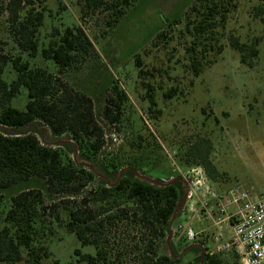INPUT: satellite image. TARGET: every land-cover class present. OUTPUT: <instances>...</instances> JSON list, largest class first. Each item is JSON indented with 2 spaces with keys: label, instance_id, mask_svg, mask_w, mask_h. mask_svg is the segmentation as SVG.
I'll return each mask as SVG.
<instances>
[{
  "label": "rangeland",
  "instance_id": "374dc122",
  "mask_svg": "<svg viewBox=\"0 0 264 264\" xmlns=\"http://www.w3.org/2000/svg\"><path fill=\"white\" fill-rule=\"evenodd\" d=\"M121 1L103 0L98 6H88L87 0L43 2L47 11L41 42H47L55 28L80 26L98 53L60 75L93 100L104 133L97 157L84 156L70 133L54 135L41 121L8 132L35 133L41 143L62 147L77 165L94 171L93 185L113 184L127 170L148 182L180 179L182 199L160 252L175 250L182 262H188L211 249L219 230L225 237L230 234L228 221L220 219L236 206L221 211L220 201L211 193L225 194L231 187L252 194L264 190V23L254 15L259 0H130L117 7ZM214 3L221 11L215 15L219 23L201 44L191 32L192 25L187 28L188 21L199 20L198 12ZM223 12L226 19L220 20ZM234 36L243 43L258 42L259 54L252 66L241 63L231 47ZM195 57L202 61L198 75L192 68ZM32 62L54 69L41 56ZM6 77H14L11 68ZM115 82L126 94L120 108L109 101ZM26 100L23 90L13 103L24 107ZM201 138L210 140L215 179L202 164L185 161L188 148ZM112 160L119 169H112ZM197 179H205L211 193L200 188L193 205L188 192ZM182 223L192 228L194 237L179 227ZM52 228L48 243L53 256L47 264H88L82 255L94 254L95 248L81 245L58 221Z\"/></svg>",
  "mask_w": 264,
  "mask_h": 264
},
{
  "label": "trees",
  "instance_id": "16d2710c",
  "mask_svg": "<svg viewBox=\"0 0 264 264\" xmlns=\"http://www.w3.org/2000/svg\"><path fill=\"white\" fill-rule=\"evenodd\" d=\"M38 1L40 9L36 0H0V264L50 262L53 254L48 239L54 221L74 233L81 245L95 248L94 254L82 255L88 264H240L234 253L204 252L182 262L175 250L160 252L182 199L180 179L148 182L127 170L113 184L93 185L94 171L77 165L62 147L41 143L35 133L8 132L41 121L54 135L70 133L90 159L104 146L91 96L61 78L98 53L80 26H67L63 31L55 28L48 41L41 42L47 9L45 0ZM129 1L118 2L117 7ZM87 3L98 6L104 2ZM218 8L217 3L207 4L204 11L192 8L199 11L200 19L189 18L187 28L192 25L191 32L201 44L208 40L206 35L214 34ZM254 15L264 23V0L255 5ZM221 19H226L224 12ZM257 45L256 41L243 43L236 36L231 39L241 63L248 66L259 54ZM39 56L54 69L34 64L32 58ZM201 65L200 57L193 58L195 75ZM10 68L14 77L7 79ZM23 90L27 100L24 107H18L13 101ZM112 93L110 104L120 108L126 94L117 82ZM151 103L156 105L153 98ZM210 149V140L201 138L188 148L185 161L202 164L215 179L218 172L209 158ZM109 165L119 169L116 161ZM229 256L238 261L232 262Z\"/></svg>",
  "mask_w": 264,
  "mask_h": 264
},
{
  "label": "built area",
  "instance_id": "2783aa9c",
  "mask_svg": "<svg viewBox=\"0 0 264 264\" xmlns=\"http://www.w3.org/2000/svg\"><path fill=\"white\" fill-rule=\"evenodd\" d=\"M201 180H204L203 184ZM205 183V179H197L194 182L195 187L190 188L188 198L192 199L193 205L197 202L193 196L201 192L200 188L211 193L209 185ZM211 194L220 201L221 211L227 213L228 205H235L236 210L220 219L228 221L230 234L225 238H222L223 234H218L217 243L207 253L214 255L237 252L240 255V264H264V190L252 194L246 188L231 187L225 194ZM201 202L207 204L203 200ZM179 227L186 229L187 234L194 237L191 227L184 223L179 224Z\"/></svg>",
  "mask_w": 264,
  "mask_h": 264
},
{
  "label": "crops",
  "instance_id": "0c3cea01",
  "mask_svg": "<svg viewBox=\"0 0 264 264\" xmlns=\"http://www.w3.org/2000/svg\"><path fill=\"white\" fill-rule=\"evenodd\" d=\"M217 223V222H216ZM220 228L219 229H221V226H219ZM218 234H223L224 235V233L222 232V230H219L218 232H217V234L215 235V241H214V244H213V246L217 243V240H216V236L218 235ZM222 238H225V235H224V237H222ZM195 245H198L199 243H197V242H193ZM199 246H201V247H209V244H207L206 246L203 244V245H199ZM212 246V247H213ZM211 247V248H212ZM207 252V251H206ZM230 253H234V254H237L238 256H240L239 255V253H237V252H227V253H224V255H227V254H230ZM240 258V257H239Z\"/></svg>",
  "mask_w": 264,
  "mask_h": 264
},
{
  "label": "water",
  "instance_id": "95a60500",
  "mask_svg": "<svg viewBox=\"0 0 264 264\" xmlns=\"http://www.w3.org/2000/svg\"><path fill=\"white\" fill-rule=\"evenodd\" d=\"M176 213V212H175ZM175 215V214H174ZM173 218H174V216H173ZM173 218H172V220H173ZM172 220H171V224H170V232L172 231Z\"/></svg>",
  "mask_w": 264,
  "mask_h": 264
}]
</instances>
